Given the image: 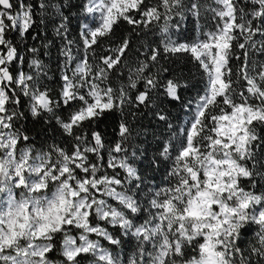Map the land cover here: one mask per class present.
Masks as SVG:
<instances>
[{
    "label": "snow or ice",
    "instance_id": "6c2138e0",
    "mask_svg": "<svg viewBox=\"0 0 264 264\" xmlns=\"http://www.w3.org/2000/svg\"><path fill=\"white\" fill-rule=\"evenodd\" d=\"M0 264H264V0H0Z\"/></svg>",
    "mask_w": 264,
    "mask_h": 264
},
{
    "label": "trees",
    "instance_id": "16d2710c",
    "mask_svg": "<svg viewBox=\"0 0 264 264\" xmlns=\"http://www.w3.org/2000/svg\"><path fill=\"white\" fill-rule=\"evenodd\" d=\"M74 26H75V23H74ZM130 32V27L127 25V24H123L121 27L117 28L116 29V32H115V36L112 38L113 41L115 42H119L121 41L125 36H127ZM187 35L189 37H193L195 36V32L192 30V25L189 24L188 26V32H187ZM132 41H133V48H136V47H139L140 43H141V40L140 38L136 37L134 34L132 35L131 37ZM151 39V38H150ZM29 40H30V37H29ZM31 42V41H30ZM55 67V63L53 65ZM188 67H191V65H189ZM187 69H185L186 71ZM197 79H199V77H197ZM200 87H202V85H200ZM190 96H194L195 95V90H193L192 92L189 93ZM173 113L174 115L177 114L175 110H173ZM181 118L183 119V116L181 114ZM145 123L147 124L148 121H145ZM37 128L39 127V125L36 126ZM102 127H105L107 128V125H103ZM109 131H111V129H108ZM39 139V137H38ZM157 178L158 180L162 179V176L160 174H157Z\"/></svg>",
    "mask_w": 264,
    "mask_h": 264
}]
</instances>
